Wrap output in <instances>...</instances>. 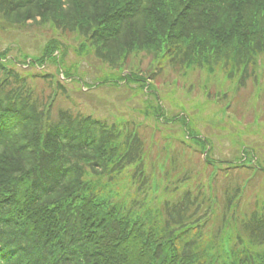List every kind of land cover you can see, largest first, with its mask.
Segmentation results:
<instances>
[{"label":"trees","instance_id":"trees-1","mask_svg":"<svg viewBox=\"0 0 264 264\" xmlns=\"http://www.w3.org/2000/svg\"><path fill=\"white\" fill-rule=\"evenodd\" d=\"M27 27L56 37L38 58L0 51V264H264V214L252 211L241 227L230 218L204 234L216 216L218 175L247 172L242 185L223 190L225 213L239 206L251 178L264 175L245 145L237 161L200 159L206 184L191 189L194 168L184 172L171 191L186 189L176 201L161 187L165 165L149 171L140 123L68 108L54 116L57 101L69 99L61 81L90 89L134 84L146 97V121L179 128L176 153L203 155L209 141L195 131V117L181 110L168 119L155 82L197 72L236 92L256 81L264 73V0H0V30ZM69 51L78 61L67 66ZM142 57L149 58L144 68ZM90 59L101 76L91 87L78 67ZM46 62L62 80L19 69ZM36 80L50 92L36 91ZM204 94L206 104L227 95ZM219 111L226 116L225 107Z\"/></svg>","mask_w":264,"mask_h":264},{"label":"rangeland","instance_id":"rangeland-1","mask_svg":"<svg viewBox=\"0 0 264 264\" xmlns=\"http://www.w3.org/2000/svg\"><path fill=\"white\" fill-rule=\"evenodd\" d=\"M53 37H56L55 33L47 27L31 28L27 27L24 31H2L0 30V51L11 48L10 54L15 56L17 52H20L28 57L38 58L45 44ZM72 48V47H71ZM66 65H70L73 62L78 61L73 55V52L69 51ZM21 65L22 61L26 59L20 57ZM149 58L142 57L141 66L146 67ZM139 58L134 60L135 64H138ZM98 63L93 60H86L78 64L80 74L84 75V82L91 87V83L100 78V72L97 69ZM139 65V64H138ZM20 70L31 71L34 74H46L53 75L57 79L61 78L58 75V69L54 64L46 62L39 66H21ZM18 71V69H15ZM202 73H193L188 77H181V75H173L168 77L162 75L160 79L161 85L155 82V85L160 89L161 96L164 101V107L167 110V118L172 119L175 115H178L180 111H187L195 117L193 127L195 131L200 134L202 138L209 141L206 145V151L203 155L199 152L188 154L190 151L182 149L183 155L176 152L180 148L179 142L173 139L179 136V128L173 124L165 125L164 128L155 129L154 126L143 118V110L145 106V99L143 95H136L138 91L134 84L129 86H118V88L112 86L92 87L93 89L82 88L77 84H73L70 81H61L64 85V89L68 93L69 99L57 101L54 109V116H56V110L64 108L71 109L74 113L79 112L84 116H91L94 118L105 119L107 122H117L120 119L127 121H134L142 125V139L145 141V148L148 147L150 152V164L149 171H155L158 173V167L165 165L169 180L164 178V174H158L161 178V187L167 185L171 191L177 185L176 181L178 177L184 172L194 171L188 173L189 175V187L195 189L201 183H205V174L201 175L198 171L202 167L203 158L207 156L208 160L215 162L226 161L232 162L239 160L241 155L242 145L250 151H253L255 163L264 169V73L259 74L257 82L255 78L250 80L244 87H241L236 92L231 89L230 83L225 85L216 82L213 79L207 80ZM174 79V81H173ZM176 80V82H175ZM177 85V92L173 88V84ZM36 91L44 93L50 92L49 87L41 80H36L34 83ZM256 84H259L258 86ZM203 87L211 94V98L218 91L227 93L224 101L216 103L206 104V96ZM81 89V90H80ZM136 95V96H135ZM230 100L229 105L227 102ZM225 107L226 116L221 115L219 109ZM156 131L154 138L153 134ZM160 131V132H158ZM173 138V139H172ZM169 139V140H168ZM252 154V153H251ZM190 157V158H189ZM178 158V159H177ZM201 159V160H200ZM187 166V168L184 166ZM247 172H243L239 178L237 171L232 172L231 176L218 175L214 182V196L217 195V204L214 208L211 220L206 223L204 234L206 236H213L216 231L227 223L230 218H235L236 224L230 222V225L241 227L242 220H246V217L255 213H264V175L257 174L251 178L246 185L244 194L240 199L239 206L237 208L233 205V210L225 213V206L222 197L224 198V189L230 191L235 185H242V181ZM237 176V177H236ZM196 177L198 179H196ZM180 185V184H179ZM230 189V190H229ZM184 187H181L175 195L177 201L185 191ZM236 208V209H235ZM226 217L224 223H221L223 218Z\"/></svg>","mask_w":264,"mask_h":264}]
</instances>
